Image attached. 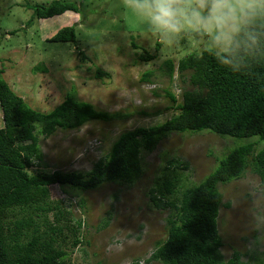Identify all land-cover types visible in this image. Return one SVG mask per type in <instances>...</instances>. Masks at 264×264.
<instances>
[{
    "label": "rangeland",
    "instance_id": "rangeland-1",
    "mask_svg": "<svg viewBox=\"0 0 264 264\" xmlns=\"http://www.w3.org/2000/svg\"><path fill=\"white\" fill-rule=\"evenodd\" d=\"M53 1L75 3L79 12L28 24L33 15L28 6ZM65 27L75 29V43L48 42ZM12 32L15 34L10 35ZM144 50L156 59L140 61ZM205 50H209L206 38L187 34L163 45L141 20L121 7L120 0H0V70L26 104L47 113L74 86L78 100L96 110L131 115L40 138L47 167L32 168L28 173H86L110 152L121 134L171 119L178 112L167 110L171 102L166 92L180 103L187 86L176 72L170 83L164 77L153 78L152 84L142 83L140 78L146 71L158 75L159 67L168 59L176 65L188 55H200ZM37 66L47 72H34ZM97 69L108 76L97 79ZM140 112L160 115L145 117L139 116ZM249 144H255V152L264 147L258 137L238 139L206 130L173 133L151 152H141V176L132 185L103 184L84 192L51 186L43 206L50 209L48 213L15 208L5 222L31 218L38 226L40 241L53 240L52 247L63 252L69 264H160L147 261L156 245L167 238L166 221L172 211L155 208L149 191L158 183L171 181L178 192L164 199L178 203L184 188L197 186L233 149ZM171 161L181 164L170 167ZM218 189L223 197L217 220L223 261L235 252L248 264H264V184L247 169L243 178ZM31 237L29 233L22 241ZM75 240L78 244L73 246Z\"/></svg>",
    "mask_w": 264,
    "mask_h": 264
},
{
    "label": "trees",
    "instance_id": "trees-1",
    "mask_svg": "<svg viewBox=\"0 0 264 264\" xmlns=\"http://www.w3.org/2000/svg\"><path fill=\"white\" fill-rule=\"evenodd\" d=\"M28 8L33 10L28 24L35 19L46 20L79 12L76 4L69 1H53ZM257 31L262 33L258 47L242 55L236 61L235 69L225 67L214 58L212 51L205 50L200 55H188L176 65L172 60L164 61L158 75L155 71L144 72L140 82L148 84L159 77L167 78L170 83L176 72L187 89L181 93L180 103L170 92H166V96L171 102L167 110L178 113L163 124L121 134L110 152L86 173L54 171L30 175L28 171L47 167L43 163L40 138L47 139L58 130L75 131L90 122H110L131 115L96 110L92 104L78 100L74 86L52 110L39 112L10 88L3 78L4 71L0 70L3 122L0 128V264H69L66 255L52 247L53 240L40 241L38 226L31 218L16 220L12 224L5 222L15 208L48 213L50 209L43 206L51 186H67L84 192L103 184L132 185L141 176V152H151L162 139L173 133L206 130L221 136L258 137V142L264 141V22L259 24ZM48 42L73 44L76 31L73 27L62 28ZM155 49H159V44ZM143 54L140 56L142 62L156 59L145 50ZM33 71L46 73L47 69L37 66ZM104 76L108 75L97 69L95 77ZM138 115L154 117L160 113L140 112ZM254 146L249 144L233 149L197 186L184 188L178 203L165 200L178 192L171 181L158 183L149 191V200L155 208H169L172 213L166 221L167 238L156 245L147 262L248 264L235 252L224 262L219 252L222 243L217 220L223 197L218 186L243 178L247 169L264 184V147L255 152ZM180 164L178 161L169 162L170 167ZM76 224L80 228V223ZM29 233H32L31 239L23 242ZM77 244L75 240L73 246Z\"/></svg>",
    "mask_w": 264,
    "mask_h": 264
},
{
    "label": "clouds",
    "instance_id": "clouds-1",
    "mask_svg": "<svg viewBox=\"0 0 264 264\" xmlns=\"http://www.w3.org/2000/svg\"><path fill=\"white\" fill-rule=\"evenodd\" d=\"M165 46L178 35L206 38L214 58L235 69L260 43L264 0H120Z\"/></svg>",
    "mask_w": 264,
    "mask_h": 264
},
{
    "label": "crops",
    "instance_id": "crops-1",
    "mask_svg": "<svg viewBox=\"0 0 264 264\" xmlns=\"http://www.w3.org/2000/svg\"><path fill=\"white\" fill-rule=\"evenodd\" d=\"M61 25V24H60Z\"/></svg>",
    "mask_w": 264,
    "mask_h": 264
}]
</instances>
